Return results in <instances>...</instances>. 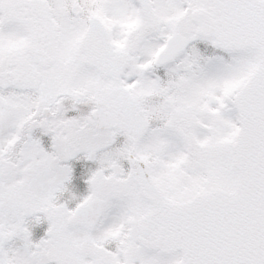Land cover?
I'll return each mask as SVG.
<instances>
[{
	"label": "snow or ice",
	"instance_id": "obj_1",
	"mask_svg": "<svg viewBox=\"0 0 264 264\" xmlns=\"http://www.w3.org/2000/svg\"><path fill=\"white\" fill-rule=\"evenodd\" d=\"M0 264H264V0H0Z\"/></svg>",
	"mask_w": 264,
	"mask_h": 264
}]
</instances>
